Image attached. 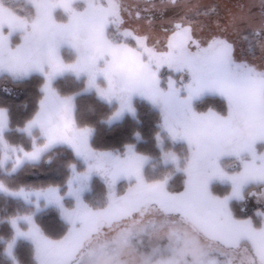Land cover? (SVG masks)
I'll list each match as a JSON object with an SVG mask.
<instances>
[{"label": "snow or ice", "instance_id": "1", "mask_svg": "<svg viewBox=\"0 0 264 264\" xmlns=\"http://www.w3.org/2000/svg\"><path fill=\"white\" fill-rule=\"evenodd\" d=\"M169 6L179 0H147L143 9L160 13L161 39L129 24L125 14L133 12L124 0H28L24 13L0 0V80L42 78L38 108L18 127L11 109L0 106V176L11 180L22 166L50 161L60 148L77 161L67 165L69 178L61 186L14 188L0 180V193L26 205L0 219L11 226L8 238H0L8 264H21L19 241L31 245L35 264H264V211L238 218L231 207L247 196L264 206V67L243 55L264 51V3L258 25L241 29L245 16L229 13L208 39L196 37L187 12L163 21ZM229 28L247 45L239 59L236 42L224 35ZM165 67L177 78L162 80ZM61 77L78 80L81 92L62 94L56 87ZM83 94L108 106L98 121L107 125L135 117L137 98L158 108L160 156L145 155L134 144L95 150V128L77 120V96ZM208 96L221 98L226 109L199 111L197 102ZM16 133L26 146L12 139ZM169 141L186 145L184 154ZM157 161L165 171L150 176ZM177 173L185 177L183 191L171 188ZM93 176L106 185L103 202H86ZM125 181L121 193L117 186ZM217 184L226 186L225 194H215ZM49 205L65 221L60 239L49 238L35 221Z\"/></svg>", "mask_w": 264, "mask_h": 264}, {"label": "trees", "instance_id": "2", "mask_svg": "<svg viewBox=\"0 0 264 264\" xmlns=\"http://www.w3.org/2000/svg\"><path fill=\"white\" fill-rule=\"evenodd\" d=\"M42 78L33 76L22 82L14 83L12 81L0 80V106H7L11 109V114L15 118H11L14 127H18L19 123L26 118H30L35 111L38 100L41 96L40 85ZM56 85L62 94L80 93L81 84L73 77L58 78ZM8 89L5 93L2 89ZM204 106L214 102L221 106H225L224 101L219 97H210L202 99ZM136 107V116L131 114L125 115L121 121L114 122L112 125L102 124L98 121L109 112L108 106L100 102L92 94H83L77 96V120L81 126H92L95 128V134L91 139L92 147L100 150L119 151L123 150L127 144H134L137 150L145 155L153 158L160 156V149L156 143V134L160 129V112L159 110L143 100L134 102ZM18 122V123H17ZM139 133V138H137ZM20 135L19 133H16ZM74 153L67 148H60L57 152L52 153L49 157L36 163L35 165L22 166L17 173L13 175L11 180H6L0 176V180L9 182L12 187H49L61 186L66 184L69 178L67 165L75 163ZM165 170V165L157 161L155 171ZM149 169L150 176L155 175ZM185 177L179 173L172 177L171 188L181 191L183 189V181ZM102 182H100L101 184ZM104 185L101 184V186ZM26 205L23 200L5 197L0 193V219L15 212L18 208H24ZM264 211V206H262ZM233 210L238 218L255 217V213L242 212L239 203L234 202ZM35 221L40 229L49 238L58 239L65 232V221L62 220L58 209L55 206H49L35 213ZM11 232V226L0 223V238L7 239ZM15 254L21 264H35L32 255L31 245L26 241H19ZM0 264H8L7 257L4 255V245L0 243Z\"/></svg>", "mask_w": 264, "mask_h": 264}, {"label": "rangeland", "instance_id": "3", "mask_svg": "<svg viewBox=\"0 0 264 264\" xmlns=\"http://www.w3.org/2000/svg\"><path fill=\"white\" fill-rule=\"evenodd\" d=\"M160 2L161 0L158 2L154 1L153 3L159 5ZM8 3H10L18 12L24 13V12H27L28 10V0H8ZM124 3L126 7H128L133 12V17L131 18L127 17V15L125 14V18L128 20L129 24L139 27V29L144 32L152 31L153 34L158 35L161 39L163 38V31L161 30L162 21H161L160 13L158 11L154 9L153 10L154 14L145 12L143 9L145 8L147 3L139 2L138 0H124ZM252 4H253V0H180L179 6L177 7L169 6L167 9H165L163 13V21H167L169 18H172L177 15H183L185 12H187L188 15L193 18V22L196 27V31H195L196 37L200 39H208L211 35L219 31V29L217 28V23L223 25L227 21L229 13L240 14V15L245 16L246 23L240 25L241 29H245L247 24H251L253 26L258 25L260 22V18L257 15L258 13L256 12L257 11V9H255L256 7L254 8V5ZM138 7L140 9V17L136 18L135 12ZM211 8H215L216 10L215 14L203 15L204 12H206L208 9H211ZM197 10L201 13V15H196ZM144 17H147V19H144ZM150 20H154L155 22L150 25L149 24ZM165 26L167 25L165 24ZM243 34H246V32ZM224 35H227L230 41L236 42L237 44L236 55H237V58L239 59L241 56V49H246L247 45L243 41L240 40L239 36L231 28H229L227 33H224ZM243 55L252 64L264 67V51H262L260 48L257 47L255 49L254 55H250L247 51H245ZM160 74H161L162 80H166L170 74L172 75L173 79L177 78L176 74L169 73V70L166 67L161 69ZM41 85H40V88H41ZM56 87L58 88L59 85H56ZM80 92H81V89H80ZM64 95H73V94L67 93ZM210 97L212 98V96H208L205 98H210ZM39 100H38V103H39ZM136 100H141V99L137 98ZM143 101L151 104L150 102L146 100H143ZM202 102L204 101L197 102L199 111H207L208 108H213L216 111H221V110L226 109L225 102H224L225 106H221L214 102L210 103L207 106H204ZM38 103L36 105V109L38 108ZM10 118H15V115L11 114ZM161 124H162V116H160V125ZM12 139L16 140L17 142H22L21 146H26L28 143L26 138L21 137L20 135H17V134H15L12 137ZM168 143H169V147L175 150L177 153L181 155L184 154L186 145H181L180 143H177L176 145L173 146L170 141ZM26 150H30V148H27ZM95 150L101 151V152H111V150H100V149H95ZM83 170L84 169L81 168V171ZM164 171L165 170H161L160 172L155 171L156 173L155 175H157V173L161 174ZM100 182H102L101 184L104 183V181L99 176H93V178L89 182V191L85 193L86 202L98 203V202H103L105 200L107 196V188H106L105 183L104 185L101 186ZM184 182L185 180L183 181V189L181 191L184 190ZM7 184H9V182H7ZM127 188H128V184L126 181L121 182L117 186V190L120 191L121 193L126 192ZM225 190H226L225 185L223 184L215 185V188H214L215 194L223 195L225 194ZM252 191H257V189H252ZM234 202L239 203L241 209H243L242 212H245V213L253 211V213H255L256 215L258 211H263L262 205L258 203L257 197L247 196L242 201H232L231 203L232 210H233ZM49 206H52V205H49ZM49 206H42L40 210L45 209ZM233 213H234V210H233ZM65 231H66V228H65ZM147 243L148 241L147 239H145V244Z\"/></svg>", "mask_w": 264, "mask_h": 264}, {"label": "flooded vegetation", "instance_id": "4", "mask_svg": "<svg viewBox=\"0 0 264 264\" xmlns=\"http://www.w3.org/2000/svg\"><path fill=\"white\" fill-rule=\"evenodd\" d=\"M138 1H139V2H145V3H147V0H138ZM154 1H157V2H158V1H160V0H152V2H154ZM179 1H180V0H179ZM262 3H264V0H256V1L253 0V4H252V5H254V8L256 7L255 9H257L256 12L258 13L257 15H258L259 18H260L261 4H262Z\"/></svg>", "mask_w": 264, "mask_h": 264}]
</instances>
